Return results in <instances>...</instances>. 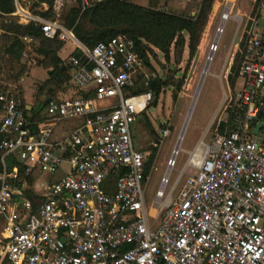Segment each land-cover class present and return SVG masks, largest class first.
Returning <instances> with one entry per match:
<instances>
[{"label": "built area", "instance_id": "obj_1", "mask_svg": "<svg viewBox=\"0 0 264 264\" xmlns=\"http://www.w3.org/2000/svg\"><path fill=\"white\" fill-rule=\"evenodd\" d=\"M24 3L16 0L19 23L37 21L45 37L72 40L82 51L81 57L69 56L70 83L79 95L51 100L47 120L33 134L22 99L0 93V149L6 152L0 173V264H264V135H256L251 124L259 115L264 120V31L258 18L245 34L243 85L226 100L232 108L228 129L210 144H197L195 151L200 143L205 147L199 156L190 155L169 192L176 161L167 165L149 209L142 187L148 154L134 147L131 128L153 92L131 93L144 74L134 40L119 34L89 49L59 19L35 15ZM221 7L210 61L230 17L229 4ZM76 119H83L78 130L53 138L60 121ZM21 166L26 175L40 168L41 175L50 176L35 195L28 196V190L38 179L28 184ZM112 178L114 190L104 191Z\"/></svg>", "mask_w": 264, "mask_h": 264}, {"label": "trees", "instance_id": "obj_2", "mask_svg": "<svg viewBox=\"0 0 264 264\" xmlns=\"http://www.w3.org/2000/svg\"><path fill=\"white\" fill-rule=\"evenodd\" d=\"M22 1V0H20ZM171 0H95L83 6L82 0H77L78 5L72 7L64 16L63 24L71 30L76 38L89 49L101 41H108L112 37L122 34L135 42V49L143 59V67H151L153 58H158L156 50L164 53L167 61L174 55L177 62H181L185 48L188 45L190 60L194 58L203 35V32L211 15L215 0H200L190 2L183 12H174L166 9L167 3ZM196 7L195 11L190 8ZM47 5L48 8L41 12L36 9ZM56 0H34L31 10L35 15L45 19H54ZM264 0H255L250 14L246 18L240 46L234 56L228 79L231 88H235L239 78V71L245 61V34L252 24L254 18L261 16V8ZM195 12V13H193ZM188 35V40L186 38ZM25 37H32L36 44V52L42 59H36L37 66H43L48 70L49 79L47 85V96L40 102L41 107L47 98H52L61 89H67L71 85V65L60 57L59 51L64 47V42L55 38L50 39L44 36L40 23L32 21L27 24L19 23L16 0H0V93H8L18 96L23 101L24 112L32 123L30 125L33 134L38 133L39 124L47 120L46 115L40 117L32 116L34 105L25 101L23 87L20 83L24 72L28 71L27 62H23V55L26 49ZM78 57L82 51L76 48L72 53ZM138 76L137 85L131 93L141 94L152 91L153 100L150 105L157 103V97L163 85H170L174 82V76L168 75L162 82L160 79L147 78V74ZM155 81L156 86L152 90L151 83ZM147 83V84H146ZM183 79L176 83V88L181 89ZM235 91L233 90L232 93ZM83 96H91L90 93L80 92ZM155 95V96H154ZM177 94H174L176 99ZM28 106H31L30 110ZM146 111V110H145ZM142 112V114L145 113ZM227 113L228 120L220 118L215 127L216 133L225 134L232 117V108L228 105L223 108ZM83 124V119L60 121L53 129V138H60L78 130ZM3 136L0 134V142ZM5 151L0 149V173L4 171L3 156ZM155 159L153 152L146 163V173L152 167ZM20 175L28 184H33L41 175L40 168H35L29 175L25 174L24 167H20ZM1 256V253H0ZM7 264V263H3Z\"/></svg>", "mask_w": 264, "mask_h": 264}, {"label": "rangeland", "instance_id": "obj_3", "mask_svg": "<svg viewBox=\"0 0 264 264\" xmlns=\"http://www.w3.org/2000/svg\"><path fill=\"white\" fill-rule=\"evenodd\" d=\"M95 0H89V2ZM217 0H215L214 4ZM34 0L26 1L23 6L27 9L33 5ZM173 5H182V0H172ZM77 0H56L54 19H59L61 23H64V16L69 10L77 6ZM188 6V4H185ZM251 0H239L238 6L246 10L250 7ZM46 8L43 6L36 10L41 12ZM169 10L177 11L181 10L175 8H169ZM191 11H195L196 7L190 8ZM51 19V20H54ZM259 29L264 31V14L258 19ZM232 20L228 21L224 27L218 39V51L214 52L213 60L210 61L208 72L205 76L200 94L195 104L190 122L186 128L180 150L174 157V151L176 149L180 134L184 127L188 112L194 101L195 94L198 90V86L202 77V74L208 64V56L210 55V47L207 45L202 47L199 52H196L194 58L190 60L189 48L186 46L182 61L179 63L176 61L174 55L171 56V60L167 61L165 55L160 50H156L157 57L151 61V67H143L144 72L148 71L149 75L156 73L157 76L153 77L160 79L164 82L168 75L174 76V82H170V85H163L160 93L157 97V103L150 105L144 114L137 117L136 122L132 125V138L134 147L145 151L148 157L154 152L155 159L152 167L145 175L146 179L143 182V190L145 193V201L147 207L150 209L154 205L156 200V192L161 187V178L167 172V165L172 161H176L175 167L170 174V183L166 188V192H169L172 186L179 178L182 170L184 169L190 155L194 153L199 142L210 144L214 140L216 134L215 127L217 126L220 118L227 119L228 115L223 111L226 105V100L231 93L238 91L243 85V78L239 77L235 88H231L229 84V71L231 68V59H229V48L234 39L236 29L231 28ZM205 31V30H204ZM204 33V32H203ZM188 36V35H187ZM216 40V38L214 39ZM213 40V42H214ZM211 42V43H213ZM26 43V42H25ZM201 43V41H200ZM35 42L26 43L25 53L23 55V62H27L29 68L27 72H24L20 83H14V87L19 88V84L23 87V94L25 101L34 105V111L32 116L40 117L46 115L47 108L41 107L40 102L47 96V88L41 91V88L46 84L49 79V73L43 66H37L36 59H42L43 57L36 52ZM76 44L74 41H68V49L63 54L67 56L69 51L74 48ZM200 46V44H199ZM211 46V45H210ZM208 50V51H207ZM228 52V54H227ZM69 64V56L65 58ZM73 75V68L70 70ZM183 79L184 83L181 89L176 88V83ZM135 89V88H134ZM127 94V90L125 91ZM174 94H177L176 99ZM79 90L73 86H69L67 89H61L56 92L54 100H66L77 97ZM155 96V95H154ZM105 102H103L104 104ZM168 129L169 134L163 136V131ZM264 134V129H263ZM194 150V151H193ZM193 151V152H192ZM192 152V153H191ZM191 153V154H190ZM10 160V158H8ZM8 160V168L11 169L13 164ZM194 171V169L192 170ZM57 176H60L57 175ZM187 179V175H184L178 186L174 191V196L177 197L183 184ZM103 185L104 191H113L115 188V180L112 178V184ZM32 192L28 190V196H31ZM151 214H155L154 210H150ZM151 222L155 224V220L151 219ZM2 229L0 227V239H2ZM2 243L0 241V249Z\"/></svg>", "mask_w": 264, "mask_h": 264}, {"label": "crops", "instance_id": "obj_4", "mask_svg": "<svg viewBox=\"0 0 264 264\" xmlns=\"http://www.w3.org/2000/svg\"><path fill=\"white\" fill-rule=\"evenodd\" d=\"M26 1H28V0H22V2H26ZM171 1H169L167 3L166 9L175 8V9L181 10V12H183L186 9L187 5H185V4L190 3V2H182V5L175 7V5H173V3ZM238 1L239 0H217L216 1V3L213 5L211 15H210L208 23L206 25L205 31L202 35L198 53H200L201 48L206 46V45L209 49L210 45L212 44L211 42H213V40L216 38L217 28L221 24V12L224 9L223 7H221V5L224 6L225 4H229L228 12L230 13V17L226 22H224V27L228 21L232 20L231 28L234 30L236 29L234 39H233L232 44L228 50L229 59H231V61L233 62L234 56H235V54H236V52L240 46V43H241L242 29H243L244 22H245L246 18L248 17V15L250 14V11L252 10L253 4L255 2V0H251L250 7L248 9L244 10L238 6ZM44 7L46 9L48 8L47 5H44ZM172 11H174V10H172ZM174 12H177V11H174ZM260 12H261V16H262L264 14V8H261ZM193 13H195V12H193ZM223 30H224V28H223ZM219 37H218V39H219ZM186 38L188 40L187 35H186ZM64 44H65L64 47L59 51V55L63 59L70 56L76 49V46H75L74 48H72L69 51L67 56H64L63 53L65 51H67V49H68V42H64ZM187 47H188V45H187ZM228 52H227V54H228ZM232 62H231V64H232ZM263 97H264V92H263ZM263 129H264V127L261 130L262 134H263ZM49 179H50V176L48 174L41 175L38 178V180L34 183V186L32 189V192H33L32 194L35 195L34 193L36 191L41 190V188L43 189L45 184L48 183Z\"/></svg>", "mask_w": 264, "mask_h": 264}, {"label": "water", "instance_id": "obj_5", "mask_svg": "<svg viewBox=\"0 0 264 264\" xmlns=\"http://www.w3.org/2000/svg\"><path fill=\"white\" fill-rule=\"evenodd\" d=\"M75 40H76V42H77L78 44L83 45V44H82L77 38H75ZM216 43H217V40L215 41V44H216ZM210 58H212V56H210ZM206 66H207V65H206ZM204 73H205V70H204V72H203V74H202V77H201V80H200L199 86H200L201 84L203 85V82H204V80H205V77L203 78ZM155 86H156V82L153 81V82L151 83V88H152V90L155 88ZM199 86H198V88H199ZM197 91H198V90H197ZM196 95H197V92H196V94H195V97H196ZM195 97H194V99H195ZM51 100H52V98H47V99L45 100L44 104H45V105H48V104L51 102ZM192 105H193V103H192ZM191 107H192V106H191ZM28 108H29L30 110L32 109L31 106H28ZM190 110H191V108H190ZM190 110H189V112H188V115H187V118H186V121H185L184 127H183V129H182L181 134H180V137H179V140H178V143H177L176 149L178 148V144H179V141H180L181 136L185 134V131H186V128H187V119H188V116H189ZM263 111H264V104L261 106L260 113H262ZM251 124L254 126V133L257 135V134H259V132L261 131V129L264 127V120H261V115H259L257 118H254V119L252 120V123H251ZM176 149H175V150H176Z\"/></svg>", "mask_w": 264, "mask_h": 264}, {"label": "bare ground", "instance_id": "obj_6", "mask_svg": "<svg viewBox=\"0 0 264 264\" xmlns=\"http://www.w3.org/2000/svg\"><path fill=\"white\" fill-rule=\"evenodd\" d=\"M208 58H209V57H208ZM209 63H210V60H209L207 66H206V68H205V73H204V75H203V78L206 76V74H207V72H208ZM201 88H202V84L199 86L198 91H197V95H196V97H195V99H194V101H193V105H192V107H191V110H190V113H189V116H188V119H187V126H188V124H189V122H190V119H191V116H192V113H193V110H194L195 104H196V102H197L198 96H199V94H200ZM183 137H184V135L181 136L180 141H179V144H178V148L174 151V157L178 154V152H179V150H180V146H181V143H182ZM204 147H205L204 144H203V143H200V145H199V149L196 150L194 153H192L191 156H194V154H196V156H199L200 153H201V150H202Z\"/></svg>", "mask_w": 264, "mask_h": 264}]
</instances>
